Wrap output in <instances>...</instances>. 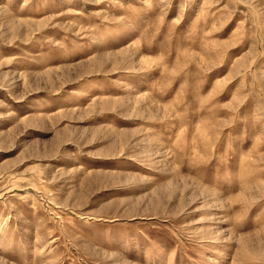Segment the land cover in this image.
I'll return each instance as SVG.
<instances>
[{
    "label": "rangeland",
    "instance_id": "1",
    "mask_svg": "<svg viewBox=\"0 0 264 264\" xmlns=\"http://www.w3.org/2000/svg\"><path fill=\"white\" fill-rule=\"evenodd\" d=\"M0 264H264V0H0Z\"/></svg>",
    "mask_w": 264,
    "mask_h": 264
}]
</instances>
